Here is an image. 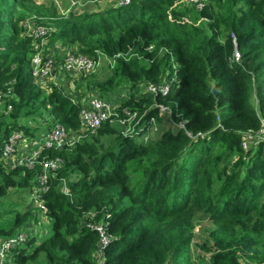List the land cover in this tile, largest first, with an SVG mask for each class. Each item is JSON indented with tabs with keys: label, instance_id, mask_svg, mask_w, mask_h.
<instances>
[{
	"label": "trees",
	"instance_id": "obj_1",
	"mask_svg": "<svg viewBox=\"0 0 264 264\" xmlns=\"http://www.w3.org/2000/svg\"><path fill=\"white\" fill-rule=\"evenodd\" d=\"M179 1L131 0L125 7H112L122 11L135 4L151 14L122 28L111 19L113 11L58 16L51 24L42 18L54 28L50 47L77 44L88 55L99 50L112 56L129 49L140 54V59L118 61L99 87L103 94L126 84L134 89L143 81L158 83L175 62L178 85L156 100H174V112L186 120L192 135L205 136L193 140L183 132L164 130L158 119L163 130L147 143L103 124L89 135L91 141L86 136L71 147L45 150L44 156L64 163L43 194L50 233L38 245L36 238H29L11 250L8 264H197L189 259L188 229L199 213L207 214L215 226L211 246H202L210 253L208 264L264 263V141L247 151L242 148L244 135L261 128L250 92L254 82H264V0H213L201 12L178 9ZM23 15L3 14L11 28L8 37L3 34L5 19L0 22V88L15 80L17 97L13 112L0 123V134L24 127L17 124L21 117L16 103L18 97L27 99L23 93L30 83L45 93L46 114L66 131L76 132L79 103L61 89L46 93L31 79V42L22 36ZM149 45L154 51H144ZM161 48L167 52L159 56ZM152 102L149 94H131L123 106L141 110ZM28 103L22 110L25 116ZM10 118L16 122L6 124ZM99 136H117L118 149L103 150ZM34 176L23 168H0V197L13 188H29L30 193ZM71 176L76 179L67 183L64 195L61 180ZM89 213L91 223L106 224L109 239L101 259L99 234L85 225ZM34 216L31 211L17 213L10 229L0 227V237L12 236Z\"/></svg>",
	"mask_w": 264,
	"mask_h": 264
},
{
	"label": "built area",
	"instance_id": "obj_2",
	"mask_svg": "<svg viewBox=\"0 0 264 264\" xmlns=\"http://www.w3.org/2000/svg\"><path fill=\"white\" fill-rule=\"evenodd\" d=\"M104 0H66L62 5L58 0L51 3L62 18L70 15H81L88 12V6H97ZM113 7H125L131 0H109ZM213 0H180V4L190 8L195 12H201ZM90 8V7H89ZM42 18L32 14L20 22L22 36L31 42V53L29 55V73L31 79L38 88L50 93L53 88L63 90L64 94L70 96L73 103H79V130L68 132L62 125L55 122L47 115L45 127L24 128L15 127L6 136L0 134V168L10 172L16 168H23L35 172L33 187L28 195L27 211L33 212L35 216L39 212L42 216H47V208L43 200V194L49 188V180L63 167V161L59 158H47L43 152L48 149H62L71 147L82 138L94 135L103 124H110L126 127L128 130L123 136L133 138H143V143L151 141L149 130L156 128L157 120L161 119L169 124L166 130L183 132L190 139L204 138L205 134L192 135L187 129V122L179 113L174 112L176 102H158L156 97L166 98L178 85L177 69L175 62H171V69L164 70L158 83L140 82L136 88L129 85H122L112 92L101 93L90 90L89 94L82 96L80 93L68 91L69 83L77 86L83 85L85 78L96 74L102 66L113 70L119 60L128 61L135 57L140 59L138 52L129 49L126 53H117L112 56L95 50L92 55L78 51L77 46L55 45L49 48V37L54 32V28L49 24H43ZM235 44V39L233 38ZM70 47V49L68 48ZM154 46L149 45L144 51H154ZM163 50H159V56ZM240 55L234 51L235 61H239ZM60 80V81H59ZM15 80H10L0 88V123L9 117L13 112L12 102L16 100L14 90ZM96 92V93H94ZM149 94L153 97V102L141 110H132L123 106L129 95ZM173 115L175 119H173ZM52 122V126L49 125ZM45 125V123H44ZM24 128V129H23ZM246 135L253 136L247 139ZM264 141V126L255 134H245L242 148L247 151L252 143ZM62 193L68 195L65 184ZM92 214H87L84 218L85 225L95 230L100 237L98 243L97 257L103 256V249L108 244L106 235V224H94ZM89 219V220H88ZM37 223L30 222L12 236L0 237V264H8L11 250L25 243L29 238H41L40 229L36 230Z\"/></svg>",
	"mask_w": 264,
	"mask_h": 264
},
{
	"label": "rangeland",
	"instance_id": "obj_3",
	"mask_svg": "<svg viewBox=\"0 0 264 264\" xmlns=\"http://www.w3.org/2000/svg\"><path fill=\"white\" fill-rule=\"evenodd\" d=\"M61 2L62 5L66 4V0H58ZM52 0H33V1H23V0H0V22H4L5 19L6 23H3L5 26V31H3L4 36L8 37L11 28L8 24V19L3 17V14H5L6 11L18 13L19 11L23 12L25 17L35 14L39 17L43 18L46 17V20L48 23L52 21H57L58 15L56 14L55 9L51 5ZM180 3V1H179ZM178 9H187V7H184L182 4L179 5ZM102 3L99 6H88V12L83 13L84 15H92L95 13H108L112 12L114 9H112L111 3H105V5H102ZM90 7V8H89ZM190 9V8H188ZM191 10V9H190ZM71 16V15H70ZM73 16H80V15H73ZM60 17V16H59ZM151 17V14L147 11H144L140 6L132 4L130 8H127L122 11H113L111 15V19L115 20L116 23L119 25L120 28L127 25L129 21H135L139 19H148ZM16 18V17H15ZM68 18V17H67ZM66 19V18H65ZM11 20V19H10ZM51 24V23H50ZM51 26V25H50ZM52 27V26H51ZM232 39L236 38L234 36H231ZM60 45V43H58ZM74 45V44H73ZM77 46V44H76ZM49 48H52L49 46ZM70 49V47H68ZM25 65V64H24ZM23 65V66H24ZM26 66V65H25ZM24 66V73L27 74L26 68ZM111 70H108L105 66H102L99 71L89 76L88 78H85V83L83 85L75 86L73 83H69V86L67 87L68 91H73L75 93H80L82 96L85 95V93L89 94L90 90L93 89L95 91H99V87L103 86V83L110 77L109 73ZM60 81V80H59ZM37 88L30 85L28 88L24 90L26 100H22V96L17 100L16 108L18 109L17 115L20 116V120L17 122V124L24 126L25 128H39L41 126L45 127L48 123L47 121V114L45 110L43 109L42 105V99L45 96V93L39 92ZM36 92H39L38 98H35ZM96 93V92H94ZM17 99V97H16ZM28 103V110H27V116L22 113V110L24 109L25 103ZM250 104L254 108L258 118L260 119L261 128L264 126V82L263 83H257L254 82L252 86V90L250 92ZM16 122L12 118H10L7 123ZM45 123V125H44ZM49 125L52 126V122L49 121ZM164 127V130L169 125L167 123L162 124ZM118 129V132L126 134L128 130H126V127H119L115 126ZM162 127L160 124L156 125L155 130L151 129L149 130L148 134L150 139H157V137L161 134ZM174 132V131H173ZM117 136H99L98 139V145L102 147L103 150H106L108 148H111L113 150L118 149V140L116 138ZM89 141H91L89 135L86 137ZM247 139H252L253 136L246 135ZM138 141H143V138H136ZM256 143H252L251 147H255ZM198 153V152H196ZM188 154H185L183 156V159L187 157ZM74 177H70L69 180L66 181V179H62L61 183L63 184L61 187L67 186V183L73 181ZM33 180V179H32ZM30 180V182H32ZM28 194H29V188H13L10 189L4 196L0 197V227L6 228V230L10 229L12 227V223L14 220V217L17 213H24L27 211V205H28ZM37 216H34V220L31 221L33 223H37L36 230L38 231L40 229L42 235L41 238L37 239L38 241L36 244L38 245L43 238H45L50 233V221L48 217L42 216L39 214V212L36 214ZM86 219V218H85ZM89 220V219H88ZM30 223V222H29ZM215 229V226L213 223L209 220V217L205 213H199L197 214L193 220L191 221L189 225V233L191 235L190 238V244L188 247V255L189 259L196 262L197 264H208L210 253L206 252L203 249V245L211 246V243L209 241V235L210 233ZM36 245V246H37ZM12 259V258H11ZM264 264V263H260Z\"/></svg>",
	"mask_w": 264,
	"mask_h": 264
},
{
	"label": "crops",
	"instance_id": "obj_4",
	"mask_svg": "<svg viewBox=\"0 0 264 264\" xmlns=\"http://www.w3.org/2000/svg\"><path fill=\"white\" fill-rule=\"evenodd\" d=\"M101 3H102V1H101L100 3H98L97 6H99ZM105 3H112V2L109 1V0H104L102 5H105ZM112 7H113V6H112ZM77 86L80 87L81 85L77 84Z\"/></svg>",
	"mask_w": 264,
	"mask_h": 264
}]
</instances>
